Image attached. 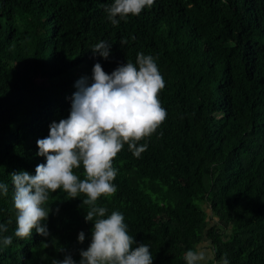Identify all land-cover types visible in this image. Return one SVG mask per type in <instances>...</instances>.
<instances>
[{
    "label": "trees",
    "instance_id": "trees-1",
    "mask_svg": "<svg viewBox=\"0 0 264 264\" xmlns=\"http://www.w3.org/2000/svg\"><path fill=\"white\" fill-rule=\"evenodd\" d=\"M110 3L0 0V181L9 185L0 223L13 236L0 264H50L65 252L79 260L92 227L83 194L50 193L49 237L21 239L10 173L34 174L44 162L36 140L68 115L77 79L91 77L96 62L110 73L138 52L156 60L166 117L137 142L147 143L140 156L125 143L113 157L117 191L97 203L123 213L153 264H184V251L204 238L216 260L264 264V0H154L116 25L106 19ZM99 40L111 44L107 59L92 54ZM74 172L83 178L82 168Z\"/></svg>",
    "mask_w": 264,
    "mask_h": 264
},
{
    "label": "clouds",
    "instance_id": "clouds-1",
    "mask_svg": "<svg viewBox=\"0 0 264 264\" xmlns=\"http://www.w3.org/2000/svg\"><path fill=\"white\" fill-rule=\"evenodd\" d=\"M153 4L154 0H111L105 7L106 19L116 25ZM90 49L93 56L107 59L111 44L99 40ZM163 87L155 58L142 52L134 62L118 64L110 73L96 62L91 77L82 76L74 82L68 115L52 120L48 134L36 140V155L44 162L35 166L34 174L25 170L10 173L15 237L31 238L33 231L49 237L51 209L45 202L50 193L61 189L69 198L83 194L81 204L88 206L83 219L92 227L87 247L79 249V260L65 252L62 259L52 258L50 264H153L150 245L134 240L123 213L113 210L109 214L97 200L117 191L113 181L118 169L113 167V157L125 143L134 156H140L147 143L137 142L150 136L165 119L166 109L157 96ZM78 168L83 169V178L74 172ZM8 188L0 181V196L6 195ZM6 230L0 223V247L12 243V235H3ZM76 239L83 243L85 232L79 231ZM40 245L48 246L43 240ZM183 259L184 264H230L226 256L216 260L215 249L207 241L187 248Z\"/></svg>",
    "mask_w": 264,
    "mask_h": 264
},
{
    "label": "rangeland",
    "instance_id": "rangeland-1",
    "mask_svg": "<svg viewBox=\"0 0 264 264\" xmlns=\"http://www.w3.org/2000/svg\"><path fill=\"white\" fill-rule=\"evenodd\" d=\"M75 73L79 74L80 76H82L83 74L86 73V70H85V68H82L79 72L76 71V72H74V74ZM204 210L206 211V213L208 215V226H209V228H211L212 226H214V224H215L214 222H216V221L215 220L211 221V218H212L211 217V212L209 210H207L206 208H204ZM205 241H207L209 246H210V242L208 241L207 238H204V240L202 242H205Z\"/></svg>",
    "mask_w": 264,
    "mask_h": 264
}]
</instances>
